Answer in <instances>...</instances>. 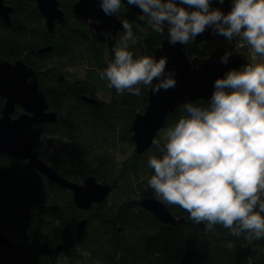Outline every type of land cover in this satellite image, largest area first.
<instances>
[{
	"label": "trees",
	"instance_id": "trees-1",
	"mask_svg": "<svg viewBox=\"0 0 264 264\" xmlns=\"http://www.w3.org/2000/svg\"><path fill=\"white\" fill-rule=\"evenodd\" d=\"M59 1L67 21L57 23L54 32L49 33L35 0H10L11 25L0 17V58H24L31 67L47 69V74L40 77L41 88L58 119L50 125L27 127V134L39 141V157L47 158L73 182L81 183L93 175L111 185L112 190L102 203L83 210L74 204L71 191L48 180L24 161L2 154V165L14 179L0 178V232L11 239L15 249L2 246L0 264H53L59 244L74 264H264V252L259 251L264 248V238L249 243L243 234L234 236L221 224L205 232L204 224L194 222L187 210L161 200L147 185L154 173L148 159L151 155L161 156L165 143L158 136L155 140L160 143H153L148 152L138 154L133 148L127 160L111 163V150L117 147L116 143L134 147L131 130L128 136L121 134L124 124L132 123L136 113L144 111L149 86L141 85L139 96L119 94L114 87H108L97 69L107 67L114 52L111 54L106 44L93 39L88 28L73 17V0ZM213 6L227 12L231 0H225L223 5L213 0ZM140 11L124 0L116 15L121 21L133 23L138 37L135 44H130L134 55L154 56L167 36L151 29L147 33L141 31L137 27V23L143 24L137 21ZM122 34L117 35L115 46ZM225 40L209 29L185 45V50L191 59L201 61L217 46L227 47ZM48 45L53 51L40 55L38 49ZM243 56L247 59L245 64L251 63ZM77 63L86 66L87 75L74 85L66 80L64 69ZM105 87L111 90L108 101L90 104L81 97L95 96ZM197 102L206 104L207 100ZM3 105L4 98L0 97V115ZM186 114L183 104L179 105L163 129ZM46 136L65 138L69 144L48 155L42 151ZM146 197L161 200L185 222H161L140 205ZM83 219L87 223L81 227L79 222ZM228 241L233 242V247H227Z\"/></svg>",
	"mask_w": 264,
	"mask_h": 264
},
{
	"label": "clouds",
	"instance_id": "clouds-1",
	"mask_svg": "<svg viewBox=\"0 0 264 264\" xmlns=\"http://www.w3.org/2000/svg\"><path fill=\"white\" fill-rule=\"evenodd\" d=\"M124 0H99L106 16L117 13ZM225 0H218L223 5ZM138 6L137 27L187 45L206 30L227 41L250 45L253 57L264 56V0H231L225 12L213 0H126ZM87 23H100L93 17ZM123 34L113 47L114 58L99 77L119 94L139 96L141 85L153 93L174 88L177 70L167 68L169 57L134 55L130 44L138 37L133 23L122 21ZM106 40L114 34L104 30ZM245 43V44H246ZM226 49L218 62L228 64ZM155 80V82H154ZM178 121L167 128L161 156L151 155L154 173L147 185L169 204L188 211L204 231L221 224L232 235L252 241L264 238V62L233 67L213 81L206 104L185 99ZM159 144V140H154ZM227 247H233L228 241ZM264 252V248L259 249Z\"/></svg>",
	"mask_w": 264,
	"mask_h": 264
},
{
	"label": "water",
	"instance_id": "water-1",
	"mask_svg": "<svg viewBox=\"0 0 264 264\" xmlns=\"http://www.w3.org/2000/svg\"><path fill=\"white\" fill-rule=\"evenodd\" d=\"M39 12L44 17L49 33L55 30L56 22L66 23L65 13L60 7L59 0H35ZM13 8L7 6L4 0H0V15L7 25H11L10 13ZM75 18L88 25L94 38L101 42H107L111 51L116 43L118 32H123L122 21L116 14L106 16L99 7V0H75L73 4ZM93 17L100 23L89 24L87 18ZM114 34L113 39L106 40L103 31ZM52 46L40 49V52L52 50ZM228 49L232 56L228 64H221L218 58ZM167 55L169 61L167 68L177 70L178 83L174 88L161 89L159 93L148 90V103L143 112L136 114L131 123L132 139L135 143V151L138 154L147 152L152 146L157 134L165 125L169 115L176 111L185 99L197 101L207 100L213 91V81L222 76L229 69L239 68L246 63V58L238 52L223 45L212 49L203 59L190 58L185 50V45L177 42L170 44L167 39L154 51V56L159 59ZM155 82V80H154ZM0 96L5 98L0 115V178L13 180V176L3 167L1 155L7 154L20 161H26L30 167L36 168L42 174L63 188L72 191L74 204L83 210H89L94 204L102 203L110 194L112 187L102 183L95 176L90 175L82 183L69 181L59 176L34 153L38 144L35 136L26 132L27 127L55 120L53 113H48L47 98L39 88L36 71L29 67L23 59L14 63L0 59ZM90 103H96L94 98L84 96ZM20 106L24 112L13 116L16 107ZM140 205L151 212L165 224L177 225L184 223L185 218H177L161 200L155 197L143 198ZM87 223L86 219L79 222L82 227ZM8 244L15 249L12 241L0 233V247ZM62 248L59 246L57 249Z\"/></svg>",
	"mask_w": 264,
	"mask_h": 264
},
{
	"label": "flooded vegetation",
	"instance_id": "flooded-vegetation-1",
	"mask_svg": "<svg viewBox=\"0 0 264 264\" xmlns=\"http://www.w3.org/2000/svg\"><path fill=\"white\" fill-rule=\"evenodd\" d=\"M4 2H5V4L7 5V6H11L12 7V5L10 4V0H4ZM60 2V1H59ZM74 2H75V0H73V3H72V7H71V9H72V14H73V17L75 18V16H74V13H73V4H74ZM61 7V6H60ZM13 8V7H12ZM13 11V10H12ZM12 13V12H11ZM11 13H10V19H11ZM0 17L3 19V21L5 22V20H4V18L0 15ZM44 18V17H43ZM66 18V17H65ZM76 19V18H75ZM77 20V19H76ZM66 21H67V19H66ZM44 23H45V20H44ZM57 23H59V22H56V24ZM63 24H65V23H63ZM82 25H84L85 27H87L88 28V30H89V27H88V25H86V24H83V23H81ZM45 26H46V24H45ZM89 33H90V35H91V37L93 38V39H96V38H94L93 36H92V34H91V32L89 31ZM120 33H123V32H118V34L117 35H119ZM97 40V39H96ZM99 41V40H98ZM102 43H104V44H106L107 45V47H108V49H109V52L111 53V54H113V51H111L110 50V48H109V46H108V44H107V42H102ZM44 47H49V45L48 46H43V47H41L40 49H42V48H44ZM53 48V47H52ZM40 49H38V53L40 54V55H45V54H47V53H50V52H52L53 51V49L52 50H50V51H47V52H43V53H41L40 52ZM1 60H7V59H2V58H0ZM21 59H23L24 61H25V59L24 58H21ZM17 60H20V59H17ZM17 60H15V61H17ZM7 61H9V60H7ZM15 61H9V62H12V63H14ZM25 63L28 65V63L25 61ZM78 65H84L83 63H77V64H74V65H70V66H68V67H66L65 69H64V74H65V77H66V80H68V68H72V67H76V66H78ZM29 66V65H28ZM29 67H31V66H29ZM36 67L37 66H32L31 68H33L35 71H36V76H37V79H38V83H39V88H40V90H42L43 91V89L41 88V78L40 77H42V76H45L46 74H47V69L46 70H44V67H43V69L42 70H38V69H36ZM38 68V67H37ZM46 68V67H45ZM84 68H85V71H86V73H85V76L83 77V78H80V79H75V80H73V81H71V80H68L69 82H72V83H74V85L75 84H78V82H80V81H83L85 78H86V75H87V69H86V66L84 65ZM109 91V98L111 97V90L109 89V88H107V87H105L104 88V90H101V91H99L98 93H97V95H95V96H87V95H85V94H83L81 97L84 99V96L85 97H88V98H94V99H96L97 100V102L96 103H103V101H108L109 100V98L108 99H105V100H103V99H101L100 97H99V94L100 93H104V92H106V91ZM43 93H44V95H45V97L47 98V102H48V109L46 110L48 113H53L54 115H55V120H51V121H49V122H46V123H40V124H34V125H31V126H41V125H50V124H52V123H55L56 121H57V119H58V115H57V112L55 111V109L52 107V105L50 104V101H49V98H48V96L45 94V92L43 91ZM0 97H2V96H0ZM4 98V97H3ZM85 100V99H84ZM86 101V100H85ZM4 102H5V98H4ZM87 102V101H86ZM88 103H90V102H88ZM90 104H95V103H90ZM4 106V105H3ZM2 109H3V107H2ZM18 111V112H17ZM24 112V110H23V108H21L20 106H17L16 107V111H15V113L13 114V116H18L20 113H23ZM127 123V122H126ZM124 124V125H127V124H129V131H130V127H131V123H127V124ZM130 135H131V131H130ZM158 135V134H157ZM48 143H47V142ZM46 141L44 142L45 144H42V151L43 152H45L46 154H48V155H52L55 151H60L61 149H62V147H64V146H67L68 144H69V142L65 139V138H62V137H54V136H46ZM38 143H39V141H38ZM133 146H134V144H133ZM34 153L36 154V155H38V153L36 152V151H38V144H37V146L34 148ZM130 155H131V153L126 157V159L125 160H127L129 157H130ZM39 156V155H38ZM42 159V158H41ZM110 159H112V155L110 156ZM44 162H46L47 164H48V166L51 168V169H53L59 176H61V177H64V178H66L67 180H69V181H71L70 179H68L64 174H62V173H60L59 171H57V169L55 168V167H53L51 164H50V162L47 160V158H45V160L44 159H42ZM124 161V160H123ZM122 161V162H123ZM2 162V161H1ZM25 163H27L26 161H24ZM111 163H121V162H113V161H111ZM28 164V163H27ZM29 165V164H28ZM4 167V166H3ZM30 167V166H29ZM31 168H33V167H31ZM33 169H35V170H37L36 168H33ZM38 171V170H37ZM39 172V171H38ZM40 173V172H39ZM41 175H43L44 177H46L48 180H50V181H52L51 179H49L47 176H45L44 174H42L41 173ZM56 183V182H55ZM59 185V184H58ZM62 187V186H61ZM66 189V188H65ZM68 190V189H67ZM69 191H71V190H69ZM71 194H72V192H71ZM72 196H73V194H72ZM1 233V232H0ZM1 234H3V233H1ZM4 236H7V235H5V234H3ZM8 237V236H7ZM9 238V237H8ZM10 239V238H9ZM11 240V239H10ZM13 243V242H12ZM14 245V244H13ZM2 246H9L8 244H3V245H1V247ZM59 246H61L62 248H60V250H58L57 248L59 247ZM0 247V248H1ZM11 249H12V247L11 246H9ZM62 249H63V245H61V244H59L57 247H56V251H57V257H56V259H55V262L53 263V264H64L65 263V261L66 260H69L70 262L72 261V260H70V259H68V257H66V254H64L63 252H62Z\"/></svg>",
	"mask_w": 264,
	"mask_h": 264
},
{
	"label": "rangeland",
	"instance_id": "rangeland-1",
	"mask_svg": "<svg viewBox=\"0 0 264 264\" xmlns=\"http://www.w3.org/2000/svg\"><path fill=\"white\" fill-rule=\"evenodd\" d=\"M226 44L228 45L227 47L231 49V47L238 49V51H240L243 55H246L248 60L251 62V63H256V62H264V57L262 56H259V54H256L255 57H253V55L251 54L250 52V45H247V43L240 47L238 46L239 44L237 43V40L234 39L233 41L229 42L227 40H225ZM236 51V50H235ZM244 57V56H243ZM246 58V57H245ZM68 80H75V79H80V78H83L85 76V68H84V65H78L76 67H70L68 68ZM99 97L103 100L105 99H108L109 98V91L107 90L106 92L104 93H100L99 94ZM164 128V127H163ZM161 129L158 133V137L157 138H161L163 141H165L166 137H165V133H166V129ZM123 133L121 135H127L128 136V132H129V125H124V128H123ZM121 137V136H120ZM46 141V140H45ZM119 141V140H118ZM117 141V142H118ZM47 142V141H46ZM48 143V142H47ZM117 147H115V149H112L111 150V155H112V159L111 161L113 162H122L124 159H126V157L131 153L132 149L134 148L135 149V144H134V147H128V146H125L123 147L122 144L120 143H116ZM123 147V148H122ZM64 264H74L72 262H70L69 260H66ZM76 264H81V263H76Z\"/></svg>",
	"mask_w": 264,
	"mask_h": 264
},
{
	"label": "bare ground",
	"instance_id": "bare-ground-1",
	"mask_svg": "<svg viewBox=\"0 0 264 264\" xmlns=\"http://www.w3.org/2000/svg\"><path fill=\"white\" fill-rule=\"evenodd\" d=\"M36 3H37V2H36ZM38 10H39V9H38ZM40 14H41V13H40ZM115 14H116V13H115ZM118 18H119V17H118ZM89 31H90V30H89ZM116 39H117V36H116ZM100 42H101V41H100ZM115 44H116V43H115ZM142 112H143V111H142ZM138 113H140V112H138ZM138 113H136V114H138ZM135 116H136V115H135ZM135 116H134V117H135ZM133 120H134V119H133ZM131 132H132V131H131ZM155 139H156V138H155ZM153 143H154V142H153ZM134 144H135V143H134ZM152 145H153V144H152ZM151 147H152V146H151ZM151 147H150V148H151ZM149 150H150V149H149ZM149 150H148V151H149ZM148 151H147V152H148ZM38 171H39V170H38ZM39 172H40V171H39ZM40 173H41V172H40ZM53 182H54V181H53ZM81 183H82V182H81ZM71 192H72V191H71Z\"/></svg>",
	"mask_w": 264,
	"mask_h": 264
},
{
	"label": "built area",
	"instance_id": "built-area-1",
	"mask_svg": "<svg viewBox=\"0 0 264 264\" xmlns=\"http://www.w3.org/2000/svg\"><path fill=\"white\" fill-rule=\"evenodd\" d=\"M244 45H245V43H244V44H239L238 46L242 47V46H244Z\"/></svg>",
	"mask_w": 264,
	"mask_h": 264
}]
</instances>
